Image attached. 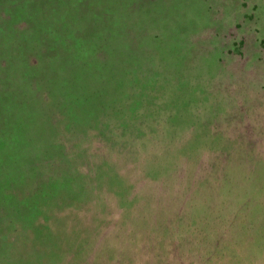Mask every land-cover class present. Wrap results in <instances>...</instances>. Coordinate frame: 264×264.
<instances>
[{
	"label": "rangeland",
	"instance_id": "1",
	"mask_svg": "<svg viewBox=\"0 0 264 264\" xmlns=\"http://www.w3.org/2000/svg\"><path fill=\"white\" fill-rule=\"evenodd\" d=\"M128 9L89 16L84 51L58 33L20 52L21 105L0 117V264H264V0ZM117 34L141 38L133 57ZM57 37L54 82L33 61Z\"/></svg>",
	"mask_w": 264,
	"mask_h": 264
},
{
	"label": "trees",
	"instance_id": "2",
	"mask_svg": "<svg viewBox=\"0 0 264 264\" xmlns=\"http://www.w3.org/2000/svg\"><path fill=\"white\" fill-rule=\"evenodd\" d=\"M139 1L141 0H0V117L6 115L8 120L17 111V106L21 105L19 91L22 87V77L24 74L28 78V73L25 70L26 59L20 52L24 51L31 41H38L36 37L41 36L40 34L62 33L76 44L77 49L84 51L83 48H89L88 45L92 44L93 39L76 34L80 32V28L84 26V21L89 16L97 17L102 13L103 16L119 23L117 16L134 11L129 10L128 7L134 3L138 4ZM150 7V3L148 8L145 7L147 10L145 17L152 19L151 15L154 14ZM138 8L141 6L139 5ZM116 18L117 20H114ZM145 28L149 29L145 25L141 34L144 33ZM118 35H114L113 39L114 42L119 41L121 44L122 54L128 52L130 57H133L139 49L141 38L139 41L137 39L139 36H136V39L126 37L122 42V36ZM54 40L51 43L54 45L53 50L47 51L43 56L37 54L33 62L36 61L40 67L44 61L48 60L47 66H51L53 70L50 79L56 82L59 71L58 62L63 59L64 48L69 49L64 46L65 41L61 37ZM38 43L49 46L42 41ZM81 51L76 52L77 56H84ZM85 75L86 69L81 70L80 76ZM74 80L75 78L68 76V79L61 81H70L72 84Z\"/></svg>",
	"mask_w": 264,
	"mask_h": 264
}]
</instances>
